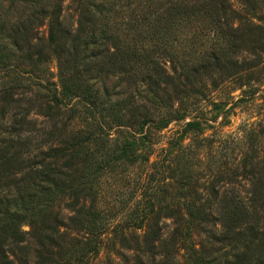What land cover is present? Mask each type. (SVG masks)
I'll use <instances>...</instances> for the list:
<instances>
[{"label":"trees","instance_id":"16d2710c","mask_svg":"<svg viewBox=\"0 0 264 264\" xmlns=\"http://www.w3.org/2000/svg\"><path fill=\"white\" fill-rule=\"evenodd\" d=\"M21 1L23 14L4 27L0 67L17 55L24 67L13 73L34 80L24 85L20 76L0 92V264H264V155L256 145L202 185L181 172L160 198L100 201L105 180L149 163L154 134L185 117L184 100L208 97L203 78L250 75L254 59L243 54L264 55V0H71L73 28L62 21L63 0ZM117 5L128 9L123 27L113 23ZM198 11L211 16L219 40L186 61L169 34ZM44 22L40 39L33 29ZM48 55L56 82L46 76ZM105 75L144 88L115 95L96 85ZM205 127L187 120L172 144L187 149L179 141L193 133L204 145ZM165 219L173 221L167 231Z\"/></svg>","mask_w":264,"mask_h":264},{"label":"rangeland","instance_id":"374dc122","mask_svg":"<svg viewBox=\"0 0 264 264\" xmlns=\"http://www.w3.org/2000/svg\"><path fill=\"white\" fill-rule=\"evenodd\" d=\"M16 1L15 3L11 0H0V51L5 53H7L8 43L4 27H7L12 19H16L17 11H20L19 14L24 12V1ZM229 1L236 6L235 0ZM127 13L128 9L125 7L119 5L115 7L112 17L116 27H123L120 23ZM61 18L64 24H68L72 28L76 25V14L72 9L71 0H63ZM2 20H6L3 22L5 26H2ZM33 33L37 38L46 39V23L35 27ZM169 38L172 39L179 54L186 61H192L200 57L204 48H209L218 41L219 35L214 31L211 16L205 11H198L183 24L176 26L175 30L169 34ZM243 57L249 60L254 59L255 66H252L250 75H239L241 78L239 80L237 76L236 78H231V76L224 80L226 77L224 75L203 78L208 97L203 99L197 96L184 100L185 117L181 120H171L166 127L158 131L156 135L154 134L153 137L157 142L154 144L155 150L150 156L149 163L136 164L127 168L126 175L122 174L124 178L117 177V181L113 184L112 179L105 180L104 192L100 200L103 206L111 205L114 198L118 201L133 199L134 202L141 203L148 198L152 199L154 194H157L156 198L158 195L160 198L161 190L170 189L169 185L173 180L171 174L175 178H179L181 172H191L190 174L195 178L199 177V183L202 185L204 175L238 162L249 145H256L259 148V154L264 155V55L254 58L244 53ZM12 61L14 67H0V92L1 88L20 80V76L24 79V85L29 83V79L26 77L30 78V75H15L13 73V69L21 72L24 67L18 56L15 55ZM169 63L167 60L165 65L168 67ZM45 65L49 69V74L46 76L49 80L56 82L55 57L48 55ZM139 76L141 77V75ZM31 79L34 80L32 77ZM212 80L215 81V86H212L214 85V83L211 84ZM96 85L99 88L105 86L117 95L140 91L144 88L143 84L133 86L132 81H125L123 75H105L102 80L96 81ZM32 91L34 90L25 94L31 97ZM28 96L24 97V101H27ZM213 102L222 103L221 111L213 108ZM24 104L22 103V105ZM43 106L44 101L42 100ZM177 106V102H173V107ZM34 110L30 111L28 116L34 120L37 119V123H44L46 117L40 114L36 115ZM191 119L205 122L206 127L203 135L208 140L204 142V145L197 147L196 136L193 133L186 134L184 139L179 141V144L188 146L182 151L172 143L178 137L183 124ZM72 123L79 125L77 120H73ZM137 179H140L139 184H136L137 181L132 182ZM145 187L149 188L145 189ZM162 224H164V231L173 227L171 219H165ZM22 228L26 230L28 226L24 224ZM193 238L195 239L196 236ZM125 253L129 254L131 251L126 250ZM116 259H121V257ZM32 262L33 258H30L29 264H33Z\"/></svg>","mask_w":264,"mask_h":264}]
</instances>
